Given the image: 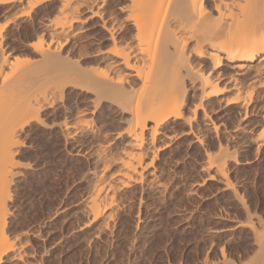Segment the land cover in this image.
Listing matches in <instances>:
<instances>
[{"label":"bare ground","instance_id":"bare-ground-1","mask_svg":"<svg viewBox=\"0 0 264 264\" xmlns=\"http://www.w3.org/2000/svg\"><path fill=\"white\" fill-rule=\"evenodd\" d=\"M116 1L117 8L114 1L107 8L108 0H0V264H20L31 256L27 259L25 237L7 233L12 185L29 166L18 154L28 126L51 127L42 112L65 105L67 87L92 94L88 111L75 108L66 111L69 120L55 122L65 141L77 134L94 141L92 162L98 168L91 170L83 211L104 223L121 208L123 191L134 186L163 191L157 162L175 144L178 125L182 135L203 144L197 123L204 124L199 129L218 131L213 116L222 104L234 105L244 115L228 137L239 140L264 100V0ZM46 2H58L57 16L35 11L33 31L23 43L30 57L20 65L13 26H22L24 17ZM98 28L103 37L91 36ZM91 37L92 46L76 52L78 40ZM102 116L116 122L115 128H106ZM259 135L264 136V127ZM222 147L214 156L208 149L206 163L226 179L225 165L235 155ZM251 222L245 226L252 231L254 252L240 264H264V222L261 228ZM31 262L26 264H36Z\"/></svg>","mask_w":264,"mask_h":264},{"label":"rangeland","instance_id":"rangeland-1","mask_svg":"<svg viewBox=\"0 0 264 264\" xmlns=\"http://www.w3.org/2000/svg\"><path fill=\"white\" fill-rule=\"evenodd\" d=\"M111 4L116 7L119 1L108 0L106 7ZM57 5L58 2L42 3L30 17H24L26 21L22 26H13L18 27L16 30L12 27L20 65L30 57V50L24 44L33 31L32 18L39 12L45 18L54 19ZM88 14L85 10L82 15ZM15 32L21 33L20 36ZM103 32L98 28L91 36L100 38ZM90 39L93 40L91 37L76 41L79 44L75 47L76 52L92 46L94 40L89 44ZM74 51L71 61L73 56L76 59ZM70 87L65 91V105L56 103L59 107L53 105L42 112L44 122L51 127L33 123L22 137L25 145L18 157L29 166L12 185L10 210H13L7 227L12 238L25 237L27 259L31 256L22 264L30 261L36 264H226V261L227 264H240L241 259L242 262L250 257L254 252L250 251L253 246L249 242L252 231L245 223L252 221L251 224L257 227L260 224L258 228H261L264 222V136L259 135L264 127V104H261L264 100L260 102L261 106L258 104L251 125L239 140L229 141L228 137V131L236 127L244 115L234 105L222 104L220 113L213 116L218 131L200 130L204 124L197 123L202 124L196 125V131L201 132L203 144L195 143L192 135H182V127L178 125L175 144L172 149L167 148L157 162L163 191L152 189L158 192L155 193L140 186L123 191L121 208L113 211L104 223L83 211L84 199L89 195L91 170L98 168L92 162L95 145L91 144L94 141L79 134L78 138L72 137L73 142L60 137L57 124L65 118L70 119L67 113L90 108L88 103L92 94ZM93 118L95 123L99 122L97 117ZM101 118L106 128H115L116 122L110 117ZM222 146L230 148L236 156H233L235 161L233 157L227 161L224 171V176L233 185L230 188L235 190L226 186L223 174L206 163V153L209 151L214 156ZM99 226H104L101 227L104 230Z\"/></svg>","mask_w":264,"mask_h":264}]
</instances>
